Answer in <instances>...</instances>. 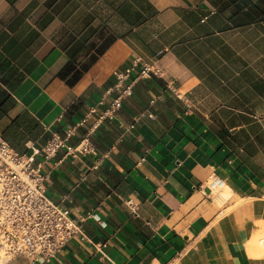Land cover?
Returning a JSON list of instances; mask_svg holds the SVG:
<instances>
[{"label":"crops","instance_id":"obj_1","mask_svg":"<svg viewBox=\"0 0 264 264\" xmlns=\"http://www.w3.org/2000/svg\"><path fill=\"white\" fill-rule=\"evenodd\" d=\"M134 57L163 76L117 86ZM3 64L25 78L0 133L87 119L68 144L97 152L47 163L85 235L50 264H264V0H0Z\"/></svg>","mask_w":264,"mask_h":264},{"label":"built area","instance_id":"obj_2","mask_svg":"<svg viewBox=\"0 0 264 264\" xmlns=\"http://www.w3.org/2000/svg\"><path fill=\"white\" fill-rule=\"evenodd\" d=\"M137 69V78L163 76L156 64L134 57L127 68L116 73L117 86L129 80ZM131 89L132 82L126 91ZM121 106L122 97H118L99 119L113 118ZM96 112L94 107L90 115ZM86 120L66 129L63 136L52 134L44 144L26 143L25 152L12 147L0 133V261L23 256L40 264H50L72 238L85 237L81 223L72 219L71 210L48 196L46 181L50 171L46 166L62 149L73 158L96 155L88 138L75 146L68 144L77 127ZM126 205L133 215L140 216V203L129 199Z\"/></svg>","mask_w":264,"mask_h":264},{"label":"trees","instance_id":"obj_3","mask_svg":"<svg viewBox=\"0 0 264 264\" xmlns=\"http://www.w3.org/2000/svg\"><path fill=\"white\" fill-rule=\"evenodd\" d=\"M0 120L6 116L8 110L14 104L12 94L19 87L25 75L22 72L18 73V69L8 67L3 64L0 67ZM17 75V76H16ZM43 132V127L38 121L32 118L27 111H24L18 118L13 120L12 124L2 132L5 140H7L12 147L20 152H25L24 146L28 139H33ZM47 138L46 134L42 135Z\"/></svg>","mask_w":264,"mask_h":264},{"label":"bare ground","instance_id":"obj_4","mask_svg":"<svg viewBox=\"0 0 264 264\" xmlns=\"http://www.w3.org/2000/svg\"><path fill=\"white\" fill-rule=\"evenodd\" d=\"M260 244V243H259ZM262 244V243H261ZM254 246H257V244H255ZM257 248V247H256Z\"/></svg>","mask_w":264,"mask_h":264}]
</instances>
